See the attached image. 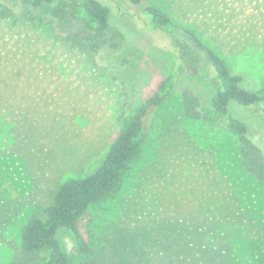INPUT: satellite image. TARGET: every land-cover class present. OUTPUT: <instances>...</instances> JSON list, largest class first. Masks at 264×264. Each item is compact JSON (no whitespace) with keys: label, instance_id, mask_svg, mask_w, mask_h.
Listing matches in <instances>:
<instances>
[{"label":"rangeland","instance_id":"obj_1","mask_svg":"<svg viewBox=\"0 0 264 264\" xmlns=\"http://www.w3.org/2000/svg\"><path fill=\"white\" fill-rule=\"evenodd\" d=\"M58 1L0 0V264L20 262L23 226L61 183L102 163L126 118L175 69V52L190 63L150 111L143 152L80 223L91 252L70 230L60 240L73 264H264V179L246 169L226 116L207 105L185 114L190 88L208 94V69L145 14L158 6L260 91L264 0H103L111 17L101 32L83 0H66L52 19ZM230 108L262 134L260 108Z\"/></svg>","mask_w":264,"mask_h":264},{"label":"trees","instance_id":"obj_2","mask_svg":"<svg viewBox=\"0 0 264 264\" xmlns=\"http://www.w3.org/2000/svg\"><path fill=\"white\" fill-rule=\"evenodd\" d=\"M55 1L32 0V6L39 8ZM130 1L140 3L142 0ZM0 4L7 5L4 2ZM65 8L66 0H59L49 12L51 18L62 17ZM83 8L96 22L97 31H104L108 27L111 9L105 1L83 0ZM145 14L152 28L183 42L193 54L199 55L198 59H202L208 69L206 78L210 82H204L208 94L202 96L200 90L190 88L185 93V114L189 117L199 116L200 109L207 105L215 113L226 116L228 129L239 136L240 152L246 169L264 179V90L243 87L242 74L233 72L228 61L213 47L158 6L147 4ZM173 59L175 69L161 81L156 92L126 118L102 163L85 177H72L61 183L54 191L52 201L25 223L21 230L23 257L17 264H73L59 237L64 229L73 233L81 253L91 252L90 242L80 223L93 206L107 200L119 189L126 171L143 152L149 136L146 119L150 111L158 109L168 100L180 72L187 62L190 63L189 59L179 60L176 52ZM194 77L199 80L198 75ZM233 102L244 107L260 108L258 116L263 126L261 135L251 133L247 120L232 115L230 105Z\"/></svg>","mask_w":264,"mask_h":264}]
</instances>
